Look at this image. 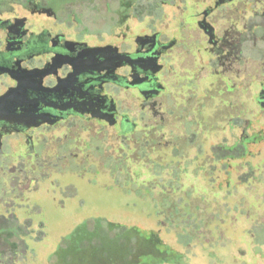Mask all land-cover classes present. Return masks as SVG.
<instances>
[{
    "label": "flooded vegetation",
    "instance_id": "1",
    "mask_svg": "<svg viewBox=\"0 0 264 264\" xmlns=\"http://www.w3.org/2000/svg\"><path fill=\"white\" fill-rule=\"evenodd\" d=\"M99 1L107 18L102 28L95 29L91 24L96 21L91 14ZM175 1L0 0V167L14 166V172L17 171V174L9 170V174L0 175V205H4V211L0 212L1 241L27 246V239L21 234L27 232L31 236L32 225L35 233L31 240L39 241L45 236L44 214L40 213L38 204L30 201L37 185L27 194L16 185L20 177H29L22 172L32 173L33 184L41 178L60 182L52 179L53 173L61 175L65 165L73 161L76 165L93 164L101 173L103 164L113 175L116 170L112 171L110 164L120 163L119 171L127 167V153L139 150L145 143H154L152 133L162 135L158 140L161 147L156 149L159 159L150 161L151 151L141 148L140 162L148 165L150 161L159 168L164 165V127H149L146 123L139 126V112L133 111L131 104L125 103L120 108L122 93L138 101L142 118L163 102L161 98L176 101L173 76L185 80L180 87L194 94L200 83L215 75L217 95H212L211 85L207 84L205 102L218 100L226 104V98H235L227 94L234 88L223 71L239 65L244 31L219 35V16L215 13L232 6L236 0L208 3L191 0L192 4L187 6L192 11V25L180 21L172 31L156 28L154 22L160 15L159 9ZM148 6H152L151 14ZM195 6H199L197 12L193 11ZM143 18H149V23ZM143 22L146 25L142 27ZM193 28L199 30V35ZM173 61L180 66L179 71L186 73L172 72ZM203 69L207 71L204 74ZM260 87L255 102L264 114V82ZM206 108L204 126L194 117L188 121L184 133L174 132L173 140H168L172 142L173 161L179 163L180 157L191 146L195 147L194 161L201 164L194 167V172L196 168L206 171L203 177L213 196L228 197L235 187L251 178L260 183V176L252 174L244 180L234 172L238 166L254 168L248 163L249 157L257 153L253 147L261 146L264 134L252 129L250 121H244L240 106L216 111L215 121L211 107ZM181 111L175 115L186 119ZM185 134L187 138L181 136ZM173 164L177 169L186 168L180 163ZM188 176L196 180L193 172ZM169 177L179 179L172 174ZM6 183L10 184L9 189ZM64 187L66 195L73 184L69 182ZM168 209L171 211L172 207ZM80 224L75 223L74 229ZM11 226L14 232L7 231ZM154 235V232H148L146 237L134 234L131 239L123 240L130 244L128 255L132 254L131 243L136 238L143 245L138 255L153 260L142 264H161L165 257L175 259L178 252L162 241L150 246L149 241L156 239ZM66 243L61 236L58 246L64 248ZM128 255L126 259L130 261Z\"/></svg>",
    "mask_w": 264,
    "mask_h": 264
},
{
    "label": "rangeland",
    "instance_id": "2",
    "mask_svg": "<svg viewBox=\"0 0 264 264\" xmlns=\"http://www.w3.org/2000/svg\"><path fill=\"white\" fill-rule=\"evenodd\" d=\"M99 2L96 11L91 14L97 22L91 24L95 29L102 28L107 18L103 3ZM189 4H192L191 0H176L175 4H165L159 9L160 15L154 22L155 27L172 31L180 21L192 25V11L187 6ZM60 5L59 3L58 8ZM148 9V14H151L152 6H148ZM198 10L199 6H195L193 11ZM85 13L88 14V10ZM215 14L219 16V35L244 31L239 65L223 71L231 79V86L234 88L232 93L227 94L235 98H226V104L218 100L205 102L207 84L211 85L212 95H217L215 75L207 82L200 83L194 94L180 87L185 80L173 76V92L178 96L176 101H164L161 98L163 102L142 118L138 101L134 97L131 100L124 97L122 93L123 103L120 108L123 109L125 103L131 104L133 111L139 112V126L148 124L149 127H164V165L159 168L150 162L159 159L156 149L161 147L158 140L162 136L152 133L154 143L141 145V148L151 151L148 165L140 162V148L127 153L128 166H124L121 171L120 163L110 164L112 171L116 170L113 175L110 174L109 167H102L101 163L102 173L93 164L76 165L73 161L65 165V171L61 175L53 173L52 179L56 178L60 182L53 180L51 183L52 180L41 178L33 184L32 173L22 172L21 174H28L29 177H20L16 185L25 189L26 194L30 190L33 192L32 189L37 185L33 195L35 200L30 201L38 204L40 213L44 214L45 236L39 241L31 240L35 233V225H32L31 236L27 232L21 234L27 239V246H13L0 239V264H129L126 256L131 248L123 240L131 239L134 234L146 237L148 232L156 234V239L149 241L150 246L162 241L178 252L174 256L176 260L165 257L160 260L161 264H264V142L259 147H253L257 153L249 157L248 163L254 168L238 166V171L234 172V175H240L244 180L252 174L260 176L261 182L257 183L251 178L249 182L235 187L228 197L209 193L210 185L205 182L203 176L206 171L203 168H196L194 172V167L201 164L200 161H194L195 147H188L189 150L180 157L181 166L186 165L183 170L174 166L173 163H179L173 161L170 146L172 142L168 143V140H173L171 138L174 132L184 133V128L189 126L188 121L194 117L202 124L200 126H204V110L208 111V105L213 112L214 121L216 111L230 110V106L242 107L244 121H250L252 129L264 134V114L255 102L261 88L260 83L264 82V0H236L232 6H225ZM143 20L149 23V18ZM146 22L140 26L143 27ZM134 23L135 20L132 21ZM192 31L199 35L197 28ZM171 66L172 72L186 73L179 71L180 66L176 61ZM206 72L202 70V74ZM180 110H183L186 119L175 115ZM200 110L202 114L199 113ZM181 136L187 138L186 134ZM15 169L14 166L0 167V175L9 174V170L17 174ZM192 172L196 175V180H190L188 175ZM171 174L179 176V179L171 180ZM69 182L73 184V188L65 195L64 186ZM5 187L9 189L10 184L6 183ZM61 200L64 201L63 207ZM169 206L172 207L171 211ZM3 207L1 204L0 212L4 211ZM18 211L23 212V209ZM77 222L82 224L74 229ZM7 231L14 232L15 228L11 226ZM61 236L67 242L64 248L58 246ZM12 239L13 237L10 240ZM140 246L143 245L133 238V251L128 255L134 261L133 264H142L136 257ZM149 257L141 254L140 259L149 263L153 261Z\"/></svg>",
    "mask_w": 264,
    "mask_h": 264
},
{
    "label": "trees",
    "instance_id": "3",
    "mask_svg": "<svg viewBox=\"0 0 264 264\" xmlns=\"http://www.w3.org/2000/svg\"><path fill=\"white\" fill-rule=\"evenodd\" d=\"M140 256H141V254H139V256H138V260H139L138 262H139V263H141V262H142V261H141V259H140ZM143 256H144V255H143ZM128 262H129V264H133V263H134V261H131V260H130V261H128Z\"/></svg>",
    "mask_w": 264,
    "mask_h": 264
}]
</instances>
